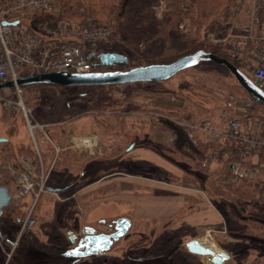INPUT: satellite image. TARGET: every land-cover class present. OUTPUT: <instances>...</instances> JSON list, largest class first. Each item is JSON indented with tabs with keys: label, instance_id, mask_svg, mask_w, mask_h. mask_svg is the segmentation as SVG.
Instances as JSON below:
<instances>
[{
	"label": "rangeland",
	"instance_id": "1",
	"mask_svg": "<svg viewBox=\"0 0 264 264\" xmlns=\"http://www.w3.org/2000/svg\"><path fill=\"white\" fill-rule=\"evenodd\" d=\"M235 1L237 6L227 22L218 17L217 22L223 29L220 37L214 32L206 34L204 28L198 29L190 16L177 20L173 26L175 34L188 40L168 38L160 32L157 36L154 33L144 34L140 39L139 35L145 32L139 29L146 26L144 18L132 16L125 19L129 33L135 36L136 50L134 45L128 48V36L131 35L124 33V36L115 29L117 23L113 20L118 17V10L119 18L130 10L122 2L112 20L103 18L102 22L111 28L112 33L107 41L97 46L96 51L102 54L118 50L125 53L128 64H118L111 70H128L140 64L169 61L204 45L208 50L217 52L218 46L233 44L240 48L239 55L236 54L233 59L239 69L253 80L261 24L254 20L253 0ZM173 6V1L151 4V18L161 25L162 31L166 29V18L173 12ZM220 16L226 15L221 13ZM184 21H188L186 32L179 30L180 23ZM211 35L218 39L217 42L211 41ZM119 36L123 39L119 40ZM239 86L225 66L208 62L160 83L94 87L73 92L50 86L22 87L30 121L48 126L35 132L37 149L24 113L18 111L7 115L0 112V138L9 140V145H0V186L9 188L13 197L0 218V264H210L212 256L202 258L191 254L186 247L190 241L200 238V244L228 254L230 260L225 264H264V245L262 242L254 243L259 238L254 237L256 241H240L243 237L238 236L225 220L227 202L218 197L212 200L209 196L216 192L218 186H239H232L227 180L226 159L217 158L208 168H202L199 162L204 154L191 145L183 129L173 122H165L159 115L189 124L215 122L223 100L228 95H242ZM82 92L95 95H89L84 103L77 94ZM66 93L77 100L74 108L77 110L63 112L61 120L67 122L63 127H73L75 134L82 135L75 138L90 136L100 139L98 146L92 148L96 155H91L89 164L73 165L74 158L65 151L61 153L58 144L53 146L47 131L56 122V118H52L56 113L51 107L52 102H63L62 95ZM83 108L90 110L83 113ZM172 129L178 136L177 140L163 143L160 139L162 132ZM44 140L52 146L51 152L45 155L41 147ZM133 143L137 147L135 153L127 152ZM59 146L65 149V146ZM213 146L210 142L202 143L206 152L213 150ZM145 147L157 151L178 171L170 173L160 167L164 160L149 150L140 149ZM20 149L31 150L36 158L25 154L19 156ZM83 151L89 152L82 147L76 149V160L82 157ZM140 155L148 161L141 159ZM22 158L28 159L31 164L33 180L39 185L44 184L46 189H37L19 198L18 178L24 172ZM115 171L121 176L98 181ZM121 180L133 183V186L126 185L130 189L123 191L119 183ZM70 181L76 187L74 191L65 192L63 183L70 185ZM164 183L173 185L176 193L157 190ZM148 184L153 187H148ZM84 188H87L85 194ZM249 188L254 194V203L264 214V173L254 184L249 183ZM157 195L174 197L159 198ZM190 199L193 201L189 204ZM17 208L23 219L20 223L14 220L15 217L6 216V211L15 212ZM167 211L180 213L168 217ZM145 212L152 216H146ZM121 218L131 219L133 224L129 233L110 251L79 260L64 256L75 247L70 240L71 235L82 238L88 227L98 233L104 232L108 225H102L101 220L114 224ZM188 220L196 223L194 227L183 225ZM208 231L212 232L210 236Z\"/></svg>",
	"mask_w": 264,
	"mask_h": 264
},
{
	"label": "built area",
	"instance_id": "2",
	"mask_svg": "<svg viewBox=\"0 0 264 264\" xmlns=\"http://www.w3.org/2000/svg\"><path fill=\"white\" fill-rule=\"evenodd\" d=\"M253 4L256 22L259 12L264 17V0H253ZM58 13L54 0H0V86L14 84V87L0 91V112L7 115L23 112L37 149L35 132L48 125L30 121L23 99L24 90L18 85V81L40 74L93 73L96 63L101 64L96 48L107 41L112 33L110 27L101 23L81 25L58 21L55 19ZM187 22L180 23V31L186 32ZM217 40L211 35L212 42ZM252 81L264 91V21L257 39V66ZM230 101L236 105L237 113L228 118V127L225 130L218 129L211 121L189 124L174 121L164 114L159 115L165 122H173L183 129L191 145L198 151L202 145L197 139L198 133L205 135L207 141L214 144L213 150L204 153V158L199 162L204 169L235 144L233 159L225 157L228 162L227 180L232 186L245 181L254 184L262 176L259 160L260 151L264 149V139H260L264 134V112L254 116L259 103L249 95H233ZM223 117L227 118V115L224 113ZM170 142L174 143L175 139L170 138ZM97 146L96 137H79L73 139L71 148L82 147L91 155H96L92 148ZM21 161L24 172L18 178L19 198L28 196L37 189H46L44 184L39 185L33 180L28 159L22 158ZM211 233L207 232L209 236Z\"/></svg>",
	"mask_w": 264,
	"mask_h": 264
},
{
	"label": "trees",
	"instance_id": "3",
	"mask_svg": "<svg viewBox=\"0 0 264 264\" xmlns=\"http://www.w3.org/2000/svg\"><path fill=\"white\" fill-rule=\"evenodd\" d=\"M168 2L171 1L174 2V6L172 7L173 12L171 11L165 22L166 29L164 31L160 30V24H158L154 19L151 18L150 14V7L151 4L156 2ZM54 2L57 4L59 13L55 16V19L58 21H69V22H75L81 25H90L93 23H101L106 24L102 21L103 18L106 20H112V17L115 13V10L117 6H120L123 2V4H126L130 7V10H127V14H125L122 18H119V10H118V17H114V22L117 23L115 26V29H118V33H125L130 34L129 29H127L126 24L124 23L125 19L132 18V16L135 17H141L144 18V22L146 26L140 27L139 29H144V33L140 34V39L144 34H157L160 32L162 34H165L164 36H167L168 38H176V39H182V40H188V38L184 36H180L175 34L173 30L174 23H177L181 21L183 18L188 17L195 21L196 26L199 27L198 29L202 30L205 29L206 34L210 32H214L217 34V37L221 36L222 28L219 26L217 20L219 18L226 19L227 22L231 15L233 14L234 8L237 6L235 0H54ZM183 7V8H182ZM171 8V6H170ZM221 13H224L226 16H220ZM260 16H263L261 12H259ZM258 15V24H262L264 21V17L260 19V16ZM217 17V18H216ZM219 17V18H218ZM118 19V21H117ZM176 21V22H175ZM124 34V36H125ZM128 36V48L129 46L134 45V48H136V45L134 43L135 36L133 37ZM137 36V37H139ZM123 36H119V40H122ZM161 37V36H159ZM158 37V38H159ZM126 39V38H125ZM217 52L211 51L207 49V46H201L199 48H196L192 53H185L183 55H179L176 58L169 60V61H161V62H150L147 64H140L133 66L130 69L143 67V66H149L154 64H170L174 61L187 56L194 54L197 51L205 50L207 52H212L216 54L217 56L228 60L230 63L235 65L237 68H239V65L237 62H235V59L233 57L238 54L240 48L237 45L229 44L226 47H219L216 48ZM136 50V49H135ZM117 53L123 56H126L128 58V55L125 53H121L119 50ZM102 53L98 52V55H101ZM232 58V59H231ZM128 64V63H127ZM128 69V70H130ZM119 71V70H118ZM126 71V70H123ZM163 84V83H162ZM37 86H50V87H56L61 90H66L67 92H73L81 89H89L88 87H79V88H64L59 86H53V85H37ZM240 90L242 91V95L248 96L247 92L243 90L241 86H239ZM62 94V93H61ZM68 94V93H66ZM62 95L64 97L63 102H52L53 105L51 107H54L56 110V113L52 116L56 118V121H62L61 119L64 118V115L62 117L63 112L72 110L73 112L76 110L74 109L76 107L75 105V98L69 97L68 95ZM72 94H75L72 93ZM80 97L79 99L82 100L85 103V100H87V97L89 95L94 96L95 93L89 94V93H77ZM78 99V98H76ZM83 103V104H84ZM54 110V112H55ZM90 109L83 108L82 112L89 111ZM62 112V113H61ZM260 112H264V106L259 104L258 109L254 111V116H258ZM67 113V112H66ZM43 116V115H41ZM46 116V115H44ZM260 139H264V135L260 136ZM1 145V144H0ZM9 145V142L3 143L2 146ZM233 146L227 150H225L222 154H220V159H224L227 156L229 160L233 159V151L235 149V144H232ZM214 147V146H213ZM21 153L19 156L25 154V156H32L34 157V153L31 150L28 149H20ZM201 153L204 154L207 150L200 146ZM31 154V155H27ZM199 157H201L199 155ZM36 158V156L34 157ZM227 162V161H226ZM154 168V166H152ZM260 167L263 170L262 173H264V149L260 151ZM19 170L21 169L20 166H18ZM166 175V174H165ZM64 186L67 187L66 183ZM249 188V182L245 181L239 186H233L230 188H222L220 186L217 187L216 192L212 195H209L212 200H214L215 197H218L222 199L226 203V209L225 212L227 214L225 220L228 222V224L231 226L233 231L237 233L238 236H241L243 238H239L241 240H252L254 237H258L259 239H253V241H256L254 243H263L264 245V217H263V210L259 209L258 206L254 203L255 198L254 194ZM210 194V193H209ZM20 209H15V212H12L9 210L6 211V216L8 215L10 218H14L18 223H20L23 219L21 216H19ZM224 212V211H223ZM253 243V244H254ZM247 262V261H246ZM241 264L243 262H240ZM9 264H12L9 263Z\"/></svg>",
	"mask_w": 264,
	"mask_h": 264
},
{
	"label": "water",
	"instance_id": "4",
	"mask_svg": "<svg viewBox=\"0 0 264 264\" xmlns=\"http://www.w3.org/2000/svg\"><path fill=\"white\" fill-rule=\"evenodd\" d=\"M101 64L105 67H113L118 64H127L128 58L126 56L109 53L100 56ZM212 62L217 65L225 66L230 73L235 77L239 85L251 96L257 103L264 106V91L258 88L255 83L239 68L212 52L200 50L194 54L184 56L170 64H154L133 68L130 70H119L103 73H91L86 75L69 74L66 72L53 74H40L34 77L23 78L18 81V85L22 87L35 85H53L64 88L73 87H110V86H124L138 83H160L173 79L178 74L199 66L202 63ZM14 87L13 83L0 86V91ZM8 140L0 138V144L6 143ZM133 147L129 149L131 151ZM2 172L0 170V178ZM52 191V189H50ZM12 195L9 188L0 186V218L5 213V210L12 202ZM132 227V221L128 218H122L116 221V232L112 235L95 234L93 228H86L87 236L79 241L78 246L67 251L65 257H73L76 259H83L91 256L110 251L113 245L125 237ZM77 236L71 235L70 240L76 243ZM188 251L191 254L205 257L212 256L210 264H225L230 260L228 254L222 251L223 256H215L214 252L201 245L198 241L192 240L186 244Z\"/></svg>",
	"mask_w": 264,
	"mask_h": 264
},
{
	"label": "crops",
	"instance_id": "5",
	"mask_svg": "<svg viewBox=\"0 0 264 264\" xmlns=\"http://www.w3.org/2000/svg\"><path fill=\"white\" fill-rule=\"evenodd\" d=\"M234 95H238V94H234ZM231 96H233V95H228V97L225 99V100H223V103L219 106V108H220V111H219V114H216V119H215V122L213 121V123L215 124V126L218 128V129H221V130H225V129H227V127H228V118H230V117H232V116H235V114L237 113L236 112V105L235 104H232V101H230V97ZM239 96H243V95H239ZM169 106V105H168ZM171 106V105H170ZM226 114L227 115V118H224L223 117V114ZM65 123H67L66 121H56L54 124H51L50 125V127H51V129L50 128H47V131L50 133V135H51V139H52V142H54V144H53V146L56 144H58V146H57V148H59L60 149V152L62 153V152H66L70 157H72V158H74L73 159V161H74V163H73V165L75 164V163H77L78 165L80 164V163H84V164H89V163H91V154H90V152H88V153H86V152H84L83 151V154H82V157L81 158H78L77 160L75 159V156H77L78 155V152H76V149H73V148H71V146H72V142H73V139L76 137V136H82V135H78V134H75L74 133V131H73V127L71 128V129H69L68 128V126L65 128V127H63L64 125H65ZM68 123H70V122H68ZM264 135V134H263ZM90 137V136H89ZM176 138V140H177V134H176V132H174L173 131V129H172V131H164V132H162V134H161V137H160V139L162 140V141H164L163 143H169V139L170 138ZM197 139L199 140V141H201L202 143H206V142H208L207 141V137L205 136V135H203V134H200V133H198L197 134ZM8 140V139H7ZM9 141V140H8ZM98 141H99V143H100V139H98ZM45 142V143H44ZM44 142L43 143H41V147H42V151H43V153H44V155L45 154H49L51 151H50V148H52V146L50 145V143H47L45 140H44ZM50 142H51V140H50ZM59 144L60 145H63V147L65 146V149L64 148H61L60 146H59ZM93 144H96L95 142H93ZM92 144V145H93ZM50 145V146H49ZM131 147H133V149L131 150V151H129V149L131 148ZM130 148H127V152H134V149L136 150L137 149V147H135V143H133L132 144V146H131ZM140 149H146V150H149V151H151L152 153H154L155 155H157V156H159L160 158H162L160 155H159V153L157 152V151H154V149H152V148H150V147H145V148H140ZM41 152V151H40ZM42 153V152H41ZM135 153V152H134ZM49 157H51V156H49ZM55 157V156H54ZM58 159H60L61 157H57ZM140 158L141 159H144V160H146V158L144 157V156H141L140 155ZM163 159V158H162ZM76 160V161H75ZM164 160V159H163ZM146 161H148V160H146ZM118 163V162H117ZM151 163H153V162H151ZM153 164H155V163H153ZM155 165H158V164H155ZM159 166L160 167H162V168H164V169H166V171H168V172H174L175 173V171H178L177 169H174V168H176V167H172L171 166V164L169 165V163L167 162V161H165L164 160V162L163 163H160L159 164ZM115 170H117V169H115ZM85 174V173H84ZM118 175H120L121 176V174H118V171H115V172H113V173H110L109 175H105V176H103V177H100V179L98 180V181H101V180H107V179H112L111 177H114V179H116V178H118ZM97 181V182H98ZM113 181V180H112ZM118 182V181H117ZM119 183H120V188L123 190V191H127L128 189H130V187L129 186H126V185H131V186H133V183H126V182H124V181H119ZM153 185H157L158 183H152ZM148 187H153L151 184H148L147 185ZM172 187V188H171ZM175 187L173 186V185H170V184H166V183H164V184H161V185H159V187H157V190H160V191H173L174 193H176L175 191V189H174ZM85 190H87V188H84L83 189V193L85 192ZM195 192V191H194ZM85 194V193H84ZM201 195H202V193H200ZM156 197H159V198H171V197H174V196H156ZM206 197V199H207V196H205ZM193 200L192 199H190V201L188 202L189 204L192 202ZM210 203V202H209ZM210 204H212V203H210ZM168 212V214H167V216L168 217H170V215L171 216H173V215H177V214H179L180 213V211L176 214V213H173L172 211H167ZM145 215L146 216H152L151 214H149V213H147V212H145ZM131 220V219H130ZM132 221V220H131ZM189 221V220H188ZM133 224V223H132ZM196 223L195 222H193V221H189V222H185V223H183V225L185 226V225H187V226H193V225H195ZM194 227V226H193ZM196 228V227H195ZM196 229H198V228H196ZM211 229V228H210ZM196 240H199V239H196Z\"/></svg>",
	"mask_w": 264,
	"mask_h": 264
},
{
	"label": "flooded vegetation",
	"instance_id": "6",
	"mask_svg": "<svg viewBox=\"0 0 264 264\" xmlns=\"http://www.w3.org/2000/svg\"><path fill=\"white\" fill-rule=\"evenodd\" d=\"M116 66V65H115ZM115 66H113V67H105V66H103L102 64H100V63H96V65H95V68H94V72L93 73H103V72H111V71H118V70H111L112 68H114ZM73 88H79V87H73ZM88 88H94V87H88ZM68 89H72V88H68ZM88 168V167H87ZM89 169V168H88ZM86 175V173L84 174V176ZM76 187V184L75 183H71V181H70V185H68L66 188H65V192L66 191H74V188ZM122 219V218H121ZM119 220V219H118ZM117 220V221H118ZM101 223H102V225H108V228L106 229V230H104V232H97V230L96 229H94L96 232H95V234H106V235H112V234H114L115 232H116V222H114V224H111V223H108V221L107 220H101L100 221ZM88 228H91V227H88ZM129 233V232H128ZM87 236V234L85 233L84 234V236L82 237V238H78L77 240H76V243H74V248L73 249H75L77 246H78V244H79V241L80 240H82V239H84L85 237ZM120 241V240H119ZM114 246V245H113ZM73 249H71V250H73ZM111 250V249H110ZM69 251V250H68ZM106 253V252H105ZM102 254H104V253H102ZM102 254H99V255H102ZM99 255H97V256H99ZM92 257V256H91ZM78 260V259H77Z\"/></svg>",
	"mask_w": 264,
	"mask_h": 264
},
{
	"label": "bare ground",
	"instance_id": "7",
	"mask_svg": "<svg viewBox=\"0 0 264 264\" xmlns=\"http://www.w3.org/2000/svg\"><path fill=\"white\" fill-rule=\"evenodd\" d=\"M201 240V238L199 239V241ZM196 241H198V240H196ZM202 245V244H201ZM205 246V245H204ZM205 247H207V248H209V247H211V246H205ZM209 249H211V248H209ZM213 252H214V255H219V254H221L220 252H218L216 249L214 250V249H211ZM223 254L224 253H222L221 255H220V258H222V257H225V256H223ZM206 257V256H205Z\"/></svg>",
	"mask_w": 264,
	"mask_h": 264
}]
</instances>
